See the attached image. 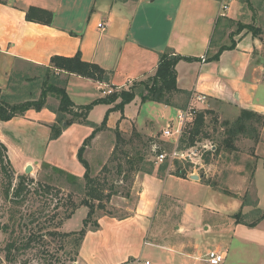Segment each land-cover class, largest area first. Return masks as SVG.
<instances>
[{
  "label": "crops",
  "instance_id": "1",
  "mask_svg": "<svg viewBox=\"0 0 264 264\" xmlns=\"http://www.w3.org/2000/svg\"><path fill=\"white\" fill-rule=\"evenodd\" d=\"M221 4L228 8L221 9ZM30 6L49 10L50 23L27 20L25 14ZM245 8L255 14L253 19L263 33L241 31L233 37L232 49L221 51L217 59L211 58L218 51L211 47L218 20L239 19L247 12ZM99 22L103 23V28L97 26ZM167 51L193 58L179 60L175 65L179 93L204 94L207 103L214 101L232 108L235 116L242 108L264 115V0L253 4L249 0H0V88L4 93L18 63L46 66L52 56H73L79 52L83 60L110 72L108 83L73 73L66 75L64 86L70 99L76 105L87 104L103 96L102 88L126 86L127 82L152 74L160 54ZM137 98L125 105L122 112L110 111L105 126L96 132L93 147L101 158L112 152L114 130L137 117L139 111L129 110L132 104H137ZM58 106L59 99L55 98L54 106L47 102L40 109L29 108L9 120H0V142L15 172L22 173L27 165L33 166L35 162H46L82 178L84 167L77 156L78 150L101 124L110 105L96 104L88 113L87 123H65L60 135L51 138ZM253 146L250 156L255 158L251 179L254 186L257 170L264 169V155L260 150L264 147V124L259 141ZM192 175L195 174L176 177L193 182L203 179H194ZM167 177L147 171L137 174L140 191L136 207L121 218L97 216V226L86 229L77 247L78 263L145 264L148 261L145 240L142 241L145 231L161 257L148 264H209L206 254L210 250L224 253L222 264H243L245 247L264 250V217H258L250 225L237 222L233 214L229 215L232 232H221V244L210 248L200 247L186 236L190 232L181 212L176 214L174 232H160L156 216L163 211L174 212L178 204L164 198L162 189ZM237 180L239 185L244 184L246 173L241 172ZM236 196V210H239L243 203L240 194ZM165 204L170 206L169 210H163ZM172 204L175 208H171ZM259 204L260 198L256 196L257 208L263 212ZM251 208L249 205L244 211ZM81 209L84 208L77 209L66 219L64 226L76 215H80L81 225L76 229L67 228L65 233L81 228L85 218V210ZM101 221L112 223L115 228L100 229ZM243 228L259 229V232H239ZM197 229L202 231L201 227ZM90 234L96 241L88 239ZM259 264H264V257Z\"/></svg>",
  "mask_w": 264,
  "mask_h": 264
},
{
  "label": "rangeland",
  "instance_id": "2",
  "mask_svg": "<svg viewBox=\"0 0 264 264\" xmlns=\"http://www.w3.org/2000/svg\"><path fill=\"white\" fill-rule=\"evenodd\" d=\"M249 1L253 4L256 0ZM244 11L247 9L245 8ZM254 15L253 12L247 11L242 13L239 19L231 17L219 19L211 47L218 50L231 43L233 37L241 31L258 28L259 33H263L262 28L253 19ZM154 73L155 71L140 79L127 82L126 86L102 88L106 93L114 90L132 89L138 98L137 104H132L129 110L139 111V113L134 121H131L132 123L126 122L123 128L117 127L114 130L115 140L112 152L104 159L96 154L93 138L83 145L82 159L86 163L89 176L96 182L102 183L105 195L113 192L109 199H101L100 204L103 208H99V203L95 201L97 206H95V213L91 221H96L97 216L102 214L114 215L119 218L129 215L139 201L140 188L137 174L144 171L154 172L157 175L168 176L162 189L164 198L165 200L170 199L172 202L175 200L178 203L175 205L174 212L166 214L163 211L160 216H156L158 219L156 223H159L158 230L174 232V224L177 223L176 214L181 212L186 218L188 232H190L186 236L199 243L200 247H214L221 244V232H232L229 215L233 214L244 223L254 222L261 215L262 212L256 205V196L260 198V208L264 209V169L257 170L253 186L250 179L251 173L246 165L255 160L250 156L254 149V142L243 135H239L234 142L237 147L236 151L221 153V155L210 153V148L213 149L212 145L215 147L224 137L222 123L227 120L232 121L238 115L235 116L236 113L232 112V108L214 101L202 103L196 100L195 94L187 96L175 91L165 95L163 99L166 101L164 102L142 101L141 95L147 94L146 88L152 84L150 77ZM66 75V72L55 71L49 67V63L46 66L18 63L11 73L9 86L5 93L6 100L11 104H23L30 100H38L41 92H44L46 95L45 104L48 102L49 105L54 106L57 96L48 92L47 88L51 84L64 85ZM188 105L197 108V112L204 111V133L197 143L204 150L203 158L196 157L193 162L169 161L168 159L166 162L157 163L154 157L155 148L161 147L170 152L176 143L172 137H163L162 129L171 119H173L172 123L176 125L177 109H184ZM181 139L182 137L178 140L179 147L183 145ZM1 145L0 142V150L3 152ZM69 150L70 148H68ZM260 150L264 155V147ZM92 153L93 155L90 156ZM222 154L224 155L222 156ZM69 155L68 152V158H70ZM83 167L85 172V166L83 165ZM182 172L185 173V176L194 173L198 178L202 177L203 179L193 182L177 178L176 174ZM241 172L246 173L247 181L239 185L237 178ZM22 174L27 177L26 184L22 188L20 197L16 200L11 193ZM83 175L80 179L76 177V180H72L66 174L60 173L57 167L46 162H35L29 173L15 172L11 164H7L5 160L0 163V264H80L77 261V234L64 235L67 232L65 229H76L81 225L80 215H76L66 226L64 223L67 219L65 214L70 210L69 199L79 203L84 197L85 179ZM45 185L52 187V190L45 191ZM7 189H9V195L6 194ZM236 193L240 194L243 203V207L239 210H236ZM17 201L18 203H16ZM249 205H252V208L244 211ZM81 207L84 208L81 210H85L83 212L86 217L88 207L79 206L77 209ZM169 207L166 205L163 210L165 208L169 210ZM171 208H175L173 204ZM3 224L8 225L7 231L1 229ZM99 224L100 229L103 230L115 228L112 223L101 221ZM89 226L96 227L97 225L89 222L85 229ZM200 227L202 231L197 229ZM204 227L207 229L204 230ZM131 229L136 230V227H131ZM240 230L242 231L239 232H259V229L243 228ZM48 232L56 234L51 235ZM29 236L35 237L29 246L13 249L10 261L7 260L5 258L6 246L11 238L20 243ZM95 238L93 234L88 236L89 240L96 241ZM143 240H145V259L150 263H155L161 258L158 253L159 249L153 247L151 239L146 237V231ZM160 240L162 241V238ZM121 248L122 246L118 250ZM245 252L246 254L243 253L242 257L243 264H259L264 257V250L262 248L259 250L255 246L248 245L245 247ZM162 255L164 256V254Z\"/></svg>",
  "mask_w": 264,
  "mask_h": 264
},
{
  "label": "trees",
  "instance_id": "3",
  "mask_svg": "<svg viewBox=\"0 0 264 264\" xmlns=\"http://www.w3.org/2000/svg\"><path fill=\"white\" fill-rule=\"evenodd\" d=\"M25 15L27 20H32V21L50 23L52 19V14L49 10L36 6L28 7ZM246 31H252L253 34H259L260 30H258V28H255L254 30H246ZM234 46H235L234 42L231 43L230 45L222 46L211 58L217 59L221 51L225 49H232ZM191 59L193 58L181 56L171 51H167L160 54L155 73L153 76L150 77L152 84L146 88L147 94L141 95L142 101L149 100V101L164 102L166 101L163 99L164 96L169 95L171 91L180 92L181 90L177 88L176 85L175 65L179 60H191ZM49 67H51L55 71L57 70L61 72H66L67 74L73 73L105 83H108L110 77L109 71L105 70L96 63L83 60L79 52H77L73 56H60V55L52 56L50 58ZM47 91L55 94L59 99V106L56 109V114H57L56 121L51 126V138H56L57 136H59L66 124L72 122L87 123L88 113L96 104L102 103V104L110 105L109 109L107 110V112L103 117L101 124L95 127L91 132V134L83 141L77 153L79 160L85 166V172L83 175V178L85 179L84 197L81 198L79 203H76L73 200L69 199L70 210L65 214V218L67 219L70 218L71 215L79 206L88 207L87 216L83 219L82 228L78 232L71 233V234H75V233L77 234V242H78L77 246H78L80 240L82 239L86 231L85 229L86 224L92 222L94 225H97V222L95 220L91 221V218L95 213V209H96L95 206H97L95 204V201L99 203L98 204L99 208H103L102 204H100L101 199L103 198L109 199L113 193V192H109L105 195L103 193V190L105 188L103 187L102 183L96 182L95 179L89 176L88 171L86 169V163L82 159V151L84 148L83 145L88 140L93 138L98 130L102 129L105 126L110 111L119 110L122 112L124 106L130 103L134 99L135 93L132 89H121L118 91L114 90L109 94L98 97L87 104L76 105L70 99L64 85L61 86V85L51 84L48 86ZM45 100H46V95L44 92H41L40 98L38 100H30L23 104H11L6 100L5 93L0 88V120H9L14 116L23 114L29 108L40 109L41 107L44 106ZM165 104H168V102H165ZM67 116L70 117L67 118ZM203 118H204V111H198V112L196 111L193 122L185 130V133L182 136L181 142L183 143V145H181V147L190 146L199 142V140L202 138V134L204 133ZM263 124H264V115L249 109H244V108L240 109L238 115L232 121L227 120L222 123V125L224 126V137L218 145H215V149L212 152L210 151V153L221 155V153H229L233 150L236 151L237 147L234 144V142L236 141L239 135H243L246 138L252 139L254 144H256L259 141L260 130ZM1 148L3 149V152L0 150V163L3 160H5L6 163L10 165L9 159L7 158L6 155V148L3 144L1 145ZM251 154L253 155L252 152ZM130 166L133 167L132 164H130ZM246 166L251 173L250 179H252L255 162H251V164L249 163ZM57 169L59 170L60 173L66 174L67 177H69L70 179L76 180L75 175L65 172L62 169L59 168ZM176 175L180 177H185L184 172L178 173ZM19 178L20 179L17 182V185L13 188V191L11 193L13 198H15L16 200L21 195L22 188L24 187V184H26L27 177L22 174L19 176ZM44 190L49 192L52 190V187L45 185ZM6 194L9 195V189L6 190ZM16 203H18V201ZM263 217H264V211L261 213L259 218H263ZM239 221L240 220L237 219V222ZM250 225H253V223H251ZM1 229L3 231H7L8 225L3 224L1 226ZM48 233L51 235L56 234L54 232H48ZM66 234L68 235L69 233H64V235ZM33 239H35V237L29 236L26 238V240H24V242L21 241L20 243H18L16 240H13V238H11V241L6 246L5 258L10 261L13 249L26 248L29 246V244Z\"/></svg>",
  "mask_w": 264,
  "mask_h": 264
},
{
  "label": "built area",
  "instance_id": "4",
  "mask_svg": "<svg viewBox=\"0 0 264 264\" xmlns=\"http://www.w3.org/2000/svg\"><path fill=\"white\" fill-rule=\"evenodd\" d=\"M228 6L226 4H221V9L226 10ZM99 28H103V23L99 22L97 24ZM112 92V91H111ZM102 93L104 95L110 93H106V91L102 90ZM196 97V100L199 102L205 103L207 101V97L204 94H197L194 95ZM196 109L194 106L188 105L184 109H177L176 111V116H175V121L176 125L172 123L173 119L167 121L165 128L162 129L161 135L163 137H172L176 143L173 149L170 152H167L165 149L161 147H156L154 150L155 154V161L157 163H163L170 160H178V161H191L193 162L194 158H203V148H201L200 145L197 143L190 145V146H184V147H179V138H181L185 133V130L191 125L193 122V119L195 117ZM204 147H207L204 145ZM211 150H214V146L212 145ZM205 149V148H204ZM209 149V148H208ZM209 151V150H208ZM224 260V253L219 252L217 250H210L206 254V261L209 264H220ZM149 262L146 261L145 264H148Z\"/></svg>",
  "mask_w": 264,
  "mask_h": 264
},
{
  "label": "water",
  "instance_id": "5",
  "mask_svg": "<svg viewBox=\"0 0 264 264\" xmlns=\"http://www.w3.org/2000/svg\"><path fill=\"white\" fill-rule=\"evenodd\" d=\"M31 168H32V165L29 164V165H27V166L25 167L24 171H25L26 173H29L30 170H31ZM191 177L194 178V179H197V178H198L197 175H192Z\"/></svg>",
  "mask_w": 264,
  "mask_h": 264
}]
</instances>
